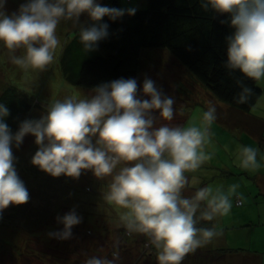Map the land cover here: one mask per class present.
Segmentation results:
<instances>
[{
  "label": "clouds",
  "instance_id": "9594fccd",
  "mask_svg": "<svg viewBox=\"0 0 264 264\" xmlns=\"http://www.w3.org/2000/svg\"><path fill=\"white\" fill-rule=\"evenodd\" d=\"M6 4L7 0H0V42L11 53L25 49L23 55H12V63L41 71L61 47L57 28L62 21L79 25L81 15L87 14L95 22L79 26L83 49L91 52L109 35L103 17L115 21L137 11L135 7L102 6L99 0H24L9 14ZM202 6L230 14L234 32L227 37V68L238 69L254 81L264 80V0H202ZM142 91L150 99L139 97L135 78L105 82L90 97L57 100L39 119L22 121L15 133L5 122L8 107L0 104V212L29 199L14 166L13 147L19 148L25 136L32 135L39 148L31 163L51 176L78 178L83 170H91L97 178L112 176L106 199L128 210L121 219L129 231L151 237V247L158 249V264H182L187 253L218 237L221 233L215 225L197 227L198 221L227 216L238 185L215 191L206 186L192 197L182 195L188 185L185 173L199 169L208 159L202 148L217 119L215 105L203 112L201 127L156 126L153 113L157 110L159 119L173 120L174 99L165 96L150 78L143 81ZM251 93L250 88L241 87L237 102L246 103ZM259 151L239 146V165L259 168ZM121 162L125 166L116 172ZM57 222L63 228L49 232V237L68 240L82 217L73 209L58 216ZM86 264L114 262L93 256Z\"/></svg>",
  "mask_w": 264,
  "mask_h": 264
},
{
  "label": "rangeland",
  "instance_id": "374dc122",
  "mask_svg": "<svg viewBox=\"0 0 264 264\" xmlns=\"http://www.w3.org/2000/svg\"><path fill=\"white\" fill-rule=\"evenodd\" d=\"M101 2L102 0H99V3ZM22 3H24V0H7V12L11 14L16 11ZM122 7L146 8L147 1L123 0ZM88 20L87 14H82L79 25H75L70 21L61 22L57 28L61 47L57 49L54 61L42 71L37 69L25 70L12 63V55H23L25 49L20 48L15 53H11L0 42V93L2 94L6 86H13L30 97L32 108L26 115V119H39L47 113L49 106L57 100L63 101L69 97L87 98L92 94L93 89H84L70 83L65 78L62 69V50L64 46L74 39L75 34L79 31V26H84ZM142 57L144 63L137 82L139 97L150 99L142 91L143 81L145 78H150L165 96L174 99L173 107L176 111L173 120L159 119L157 110L153 113V116L157 119L156 126L162 124L173 127L203 126V112L208 107L193 102L212 100L213 97L210 96L208 91L197 83L186 68L166 50L147 51ZM180 82L184 84L186 91H182ZM261 87H264V80ZM211 105L213 104L211 103ZM253 111H264V93ZM217 112L218 115L220 113L229 114L228 111ZM241 115H238L237 118L243 121L244 118ZM232 116L225 117L226 123L214 121L212 126L223 124L233 133L237 128L235 125L236 120ZM210 142L208 134L202 151L212 162H220L221 159L226 157L224 155L225 147H220L217 151ZM38 148L35 137L32 135L25 136L19 148L13 147V155L16 158L14 166L19 178L29 192V199L24 204H10L4 209L10 211V215H13L14 223L4 227L0 225V238H5L1 239L2 244L5 240L14 241L16 245L21 246L19 249H22L25 254L17 256L5 246L4 251L0 249V264H86V261L93 256L107 258L112 260L114 264H157V261H153L154 258L151 259V255H149V252L153 255H157L158 252L156 247H151L150 236H148L150 246H147V243H144L143 233L135 232L133 237L127 240L130 245L135 244L132 247L127 246L128 242L122 237L123 228L126 226L121 218L128 210L106 199L112 176L97 178L91 170H83L78 178L65 175L53 177L31 163L32 157ZM226 159L232 160L230 157ZM123 166H125V162L118 164L115 171L118 172ZM202 169H204L203 164L199 169L185 173L188 181L190 176H194L196 179V184L191 182V186H200V183L204 184V181L209 182L208 180L211 179V176L205 179L204 174L206 175V173ZM206 169L213 168L209 165V168ZM37 171L39 174L35 177L34 174ZM199 176H202L201 180H199ZM207 186L213 187L212 189L216 188L215 182L211 181L207 183ZM239 196L245 205L234 206V209L227 216H224V226L234 230L231 233L232 235L236 230H241V224L244 223L241 213L247 210L248 202L257 207V203L254 202L253 198H248V195L240 194ZM261 208L264 211V208ZM16 209L17 212H14ZM73 209L82 217V222L73 227L72 237L68 240L50 238L49 232L63 228V225L57 222V217L63 216ZM257 215L258 212L253 210V216ZM238 217L241 219H238ZM235 223L239 225L238 229L234 228ZM224 231L221 233L222 236ZM250 236L251 234L246 237L243 243H241L243 238H239L242 247L254 248L250 242H247ZM256 238L257 244H260L264 249V226H258ZM232 242L234 248L238 247L236 240H232ZM125 244L126 246H124ZM122 247L129 248V251L130 249L141 248L146 254L144 253L141 259L139 253L133 252L134 258L138 260L134 261L132 259L133 261L128 262L123 255V251L119 253ZM215 247H219L218 242ZM130 257L132 258V255ZM241 257H246V255Z\"/></svg>",
  "mask_w": 264,
  "mask_h": 264
},
{
  "label": "trees",
  "instance_id": "16d2710c",
  "mask_svg": "<svg viewBox=\"0 0 264 264\" xmlns=\"http://www.w3.org/2000/svg\"><path fill=\"white\" fill-rule=\"evenodd\" d=\"M146 1L147 7L137 9L134 15L125 14L115 21L107 16L103 17L101 22L109 25V35L98 42V48L95 51H84L78 31L74 39L69 41L62 50V69L65 78L70 83L88 90L119 78H135L138 82L144 63L143 54L147 51L163 49L184 66L197 83L213 97L207 102L194 101L193 103H201L207 107L212 103L217 111L229 112L230 115L221 113L218 115L217 112L215 121L226 123L225 117L233 115L236 122L241 124L242 120H239L237 116L252 113L264 93V87H261L263 80L254 81L245 77L238 69L231 70L226 66L227 37L234 32V28L230 25V14L218 13L210 7L204 8L202 0ZM100 4L123 8V0H102ZM93 23L95 22L89 18L83 27H89ZM181 85L182 91H186L182 82H180ZM244 86L250 88L252 93L246 103L240 104L236 96ZM3 90L2 94L0 93V104L7 106L10 112L5 122L15 133L30 112L32 100L16 87L6 86ZM218 125H211L209 129L219 130ZM222 126L223 131L230 133L229 128L223 124ZM224 155L227 156V153L224 152ZM38 174L37 171L34 176ZM198 189L199 187L189 184L184 188L182 195L192 197ZM239 199L237 198V201ZM204 206L202 202L201 210ZM14 212H17V209ZM12 223L14 219L10 211L0 212L1 226ZM213 224L214 220H199L197 227H211ZM134 233L124 227L122 237L127 241L133 237ZM1 239L5 238H0L2 251L7 246L17 256L25 254L22 249H19L21 246L16 245L14 241L5 240L2 244ZM122 248L119 253L126 249L129 251L127 247ZM123 255H125L124 252Z\"/></svg>",
  "mask_w": 264,
  "mask_h": 264
},
{
  "label": "crops",
  "instance_id": "0c3cea01",
  "mask_svg": "<svg viewBox=\"0 0 264 264\" xmlns=\"http://www.w3.org/2000/svg\"><path fill=\"white\" fill-rule=\"evenodd\" d=\"M241 117L244 118V121H242L241 124L236 122L235 125L237 129L233 133L223 131L224 128L220 124L218 125L219 130L209 129L210 143L217 151L220 147H225L224 152L227 153V156L224 159H221L220 162H212L211 160L206 159L202 163L205 170H202L206 173V175L204 174L205 179H208V177L211 176V179L208 181L215 182V189L224 188L227 190L233 184L238 185L235 196H232V209H234V206H238L236 203L237 198L242 200L239 196L240 194L248 195V198H253L254 202L257 203V207L248 202L247 210H245L244 213H241L244 222L241 224V230H236L233 235L231 233L234 232V230L224 226V216H217L214 219L213 225L217 227L220 233L226 229L223 236L220 234L208 244L187 253L182 264H264V249L260 244H257L256 238L258 226H264V211L261 210V207L264 208V111H252L251 114L243 113ZM241 145L253 146L260 150L258 153V161L260 163L259 168L244 169L239 165L237 152L238 147ZM227 157L232 158V160H227ZM209 165L213 169H206L209 168ZM201 179L202 176H199V180ZM191 182L196 184L194 176L189 177L188 185H191ZM209 182L204 181V184L200 183V186L196 187H206ZM215 189L213 190L215 191ZM190 192L191 191L189 190V193ZM244 205L243 201L239 206ZM253 210L258 212L257 216H253ZM235 212L236 210L234 211V217ZM238 219L241 218L238 217ZM235 225L234 228L238 229L239 225H237V223H235ZM250 234L251 236L248 238L247 242H250L254 248L250 249L249 247H242L241 243H243L246 237ZM143 236L145 237L144 243H147L148 235L143 233ZM240 237L243 238L241 243L239 242ZM232 240L237 241L238 247H233ZM217 242L219 243V247H215ZM133 245L135 244L132 243V245H130V243H127V246L132 247ZM153 247L155 248V245L152 246V248ZM123 252L125 253L124 257L128 262L138 260L134 258L133 252H137L139 255H143V253L146 254L141 248L130 249V251L126 249L123 250ZM131 255L132 258H129ZM149 255H151V259L154 258L153 261H157L158 264L157 255H153V253L150 252ZM245 255L246 257H241Z\"/></svg>",
  "mask_w": 264,
  "mask_h": 264
},
{
  "label": "built area",
  "instance_id": "2783aa9c",
  "mask_svg": "<svg viewBox=\"0 0 264 264\" xmlns=\"http://www.w3.org/2000/svg\"><path fill=\"white\" fill-rule=\"evenodd\" d=\"M237 203L238 204H241L242 203V201L239 199L238 201H237ZM148 245H150V242H149V244Z\"/></svg>",
  "mask_w": 264,
  "mask_h": 264
}]
</instances>
